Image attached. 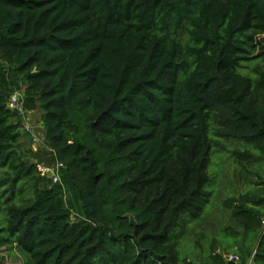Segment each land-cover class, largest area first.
Masks as SVG:
<instances>
[{
  "label": "trees",
  "instance_id": "1",
  "mask_svg": "<svg viewBox=\"0 0 264 264\" xmlns=\"http://www.w3.org/2000/svg\"><path fill=\"white\" fill-rule=\"evenodd\" d=\"M20 84L51 151L32 150L7 105ZM212 154L250 183L223 201L239 232L213 238L202 264H264V0H0L10 264H197ZM55 157L53 183L37 164Z\"/></svg>",
  "mask_w": 264,
  "mask_h": 264
},
{
  "label": "rangeland",
  "instance_id": "2",
  "mask_svg": "<svg viewBox=\"0 0 264 264\" xmlns=\"http://www.w3.org/2000/svg\"><path fill=\"white\" fill-rule=\"evenodd\" d=\"M257 60H252L245 65L244 71H251V69L256 66ZM24 86L22 84L18 85L15 92H22ZM31 122H38L41 116L40 109L34 110L32 113H28ZM19 118V116L17 115ZM16 120V118H14ZM21 125V124H20ZM21 143L25 145L26 149L30 146L29 138L24 134L21 137ZM33 159V158H32ZM216 156L212 154V159L208 167L209 182L207 188H210V182L212 188H214V194L209 206L207 207L204 214L197 220L191 223V236L189 237L190 245L193 249L188 248L189 255L197 260V264H202V260L207 256V250L209 242L213 238H219L222 242L228 246L229 241L225 237V230L228 234L234 229L237 232L239 230L233 225L230 218L231 211L223 207V201L234 197L237 198L240 193L247 190L249 186V180L245 178H239V176H234V166L227 163L223 164L219 170V166L216 164ZM36 161L37 158H34ZM212 177L214 181H212ZM73 212H77L74 208ZM76 213L73 214L72 218L76 219ZM76 217V218H75ZM228 227V228H227ZM182 246L187 250V246L183 243ZM229 256L230 259H234L235 250L230 249L226 257ZM22 258L19 254L15 252H9L5 247L0 248V264H10V263H21ZM251 261L248 262L250 264Z\"/></svg>",
  "mask_w": 264,
  "mask_h": 264
},
{
  "label": "built area",
  "instance_id": "3",
  "mask_svg": "<svg viewBox=\"0 0 264 264\" xmlns=\"http://www.w3.org/2000/svg\"><path fill=\"white\" fill-rule=\"evenodd\" d=\"M8 107L17 112L20 117V128L29 135L31 139V148L33 151L45 148L51 151V148L46 143V136L44 131V124L41 120L38 122H31L28 113L22 106V96L19 92H14L8 102ZM64 164L55 157L50 164L38 162L37 169L39 173L52 180L53 183L60 181L61 170L64 169ZM233 260L237 259V256H233Z\"/></svg>",
  "mask_w": 264,
  "mask_h": 264
},
{
  "label": "water",
  "instance_id": "4",
  "mask_svg": "<svg viewBox=\"0 0 264 264\" xmlns=\"http://www.w3.org/2000/svg\"><path fill=\"white\" fill-rule=\"evenodd\" d=\"M130 223H131L132 225L135 224L134 218H133L132 216H130Z\"/></svg>",
  "mask_w": 264,
  "mask_h": 264
},
{
  "label": "clouds",
  "instance_id": "5",
  "mask_svg": "<svg viewBox=\"0 0 264 264\" xmlns=\"http://www.w3.org/2000/svg\"><path fill=\"white\" fill-rule=\"evenodd\" d=\"M230 258V257H229ZM233 260V259H232ZM237 260V259H236ZM236 260H234V261H236Z\"/></svg>",
  "mask_w": 264,
  "mask_h": 264
}]
</instances>
